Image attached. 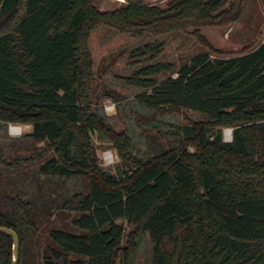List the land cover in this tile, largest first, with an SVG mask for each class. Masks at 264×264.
<instances>
[{
  "label": "trees",
  "instance_id": "16d2710c",
  "mask_svg": "<svg viewBox=\"0 0 264 264\" xmlns=\"http://www.w3.org/2000/svg\"><path fill=\"white\" fill-rule=\"evenodd\" d=\"M228 1L130 0L101 12L92 0H0V130L31 123L28 137L57 152L39 166L40 176L89 179L86 193L57 198L2 188L0 225L20 237L19 264H117L146 233L152 264H264V42L235 57L200 53L176 77L174 65L163 63L135 73L132 81L144 88L140 106L159 114L150 125L163 111L207 118L173 131L169 148L151 145L148 155L133 156V114L125 120L129 133L118 134L91 105L93 28L158 36L224 25L239 19L244 3ZM166 71V79H154ZM224 127L233 128L231 142ZM96 133L131 165L122 176L100 167ZM5 157L0 147V165ZM59 209L75 214L72 230L58 225ZM124 222L133 226L126 246ZM12 250V237L0 232V264H12Z\"/></svg>",
  "mask_w": 264,
  "mask_h": 264
},
{
  "label": "rangeland",
  "instance_id": "374dc122",
  "mask_svg": "<svg viewBox=\"0 0 264 264\" xmlns=\"http://www.w3.org/2000/svg\"><path fill=\"white\" fill-rule=\"evenodd\" d=\"M129 1L92 0L101 12L123 7ZM167 1L169 0H146L148 4L158 5H166ZM231 1H228L227 7ZM196 31L199 32L198 35ZM262 42H264V0H244L239 19L232 23L190 27L158 36L149 34L133 36L112 26L98 25L92 29L89 37V50L93 63L92 108L95 111L103 109L106 122L118 134L129 133L125 120L126 116L133 114L134 123H130L136 133L133 141L135 144L133 156L148 155L151 145L169 148L177 138L172 134L173 131H179L182 125L203 121L207 118L201 113L185 109L163 111L162 118L155 121L158 126L150 125L152 117H158L159 114L157 116L152 110L140 106L137 97L144 91V88L132 81L135 73L147 65L163 63L174 65L175 68L171 73L176 77V71L185 64H190L192 58L200 53H209L212 60L218 57H235L254 50ZM146 45L149 46L148 53L139 54V51ZM169 74L166 71L154 76V79L160 82ZM147 93H151V90ZM109 104H114L116 111L107 113L105 109ZM15 125L23 126L22 134L13 136L10 134V126ZM31 129V123L9 122L0 130V147L4 149L6 156L5 162L0 165V198L3 196L2 188L13 194L25 187L23 189L25 198L31 196V190L32 196L36 193H45V195L53 194L56 198L60 194L86 193L89 187V179L86 177L72 176L52 180V178L40 176L39 166L50 157L57 155V152L55 147H50L48 142L37 143L28 137ZM226 129H232L233 132L232 127H224L223 133ZM223 139L231 142L224 135ZM93 144L99 165L103 170L120 177L125 169H130L131 165L118 153L108 137L96 133L93 135ZM188 149L190 152L195 150L193 146H189ZM106 151H111L114 155V161L111 163H106L104 160ZM51 189L59 193H54ZM57 212L61 219L58 225L72 230L74 228L72 218L75 214L63 209ZM132 229L133 226L125 223L124 246L127 244V235ZM153 248L154 243L151 241L150 234L146 233L140 238L135 253L126 261L121 257L117 264H152ZM33 252L36 258L35 248ZM30 256L33 258L32 255Z\"/></svg>",
  "mask_w": 264,
  "mask_h": 264
},
{
  "label": "water",
  "instance_id": "95a60500",
  "mask_svg": "<svg viewBox=\"0 0 264 264\" xmlns=\"http://www.w3.org/2000/svg\"><path fill=\"white\" fill-rule=\"evenodd\" d=\"M155 127L158 123L154 122ZM0 232L10 235L13 239V250H12V264H19L20 261V237L18 233L11 227L0 225Z\"/></svg>",
  "mask_w": 264,
  "mask_h": 264
},
{
  "label": "built area",
  "instance_id": "2783aa9c",
  "mask_svg": "<svg viewBox=\"0 0 264 264\" xmlns=\"http://www.w3.org/2000/svg\"><path fill=\"white\" fill-rule=\"evenodd\" d=\"M21 131H22L21 126H18V125L10 126V133L18 134ZM224 136H225V138H228L229 141H232V138H233L232 129H226L225 132H224ZM104 160L106 161V163H111L112 161H114V155H113V153L111 151H106L104 153Z\"/></svg>",
  "mask_w": 264,
  "mask_h": 264
},
{
  "label": "flooded vegetation",
  "instance_id": "af4514ba",
  "mask_svg": "<svg viewBox=\"0 0 264 264\" xmlns=\"http://www.w3.org/2000/svg\"><path fill=\"white\" fill-rule=\"evenodd\" d=\"M111 105H112V106H111ZM110 106H111V107H110ZM115 108H116V106H115L114 104H109V105H106V109H105V111H106L107 113H113L114 111H116ZM111 109H112L113 111H112ZM153 123H154V122H153ZM21 128H22V131H21L20 133H18V134L10 133V134H11L12 136H13V135H20V134H22V133H23V126H21ZM32 129H33V125H32ZM32 129H31V130H32ZM31 132H32V131H31ZM31 132H30V133H31ZM30 133H28V134H30ZM14 154H15V153H14Z\"/></svg>",
  "mask_w": 264,
  "mask_h": 264
},
{
  "label": "bare ground",
  "instance_id": "6f19581e",
  "mask_svg": "<svg viewBox=\"0 0 264 264\" xmlns=\"http://www.w3.org/2000/svg\"><path fill=\"white\" fill-rule=\"evenodd\" d=\"M112 110V109H111Z\"/></svg>",
  "mask_w": 264,
  "mask_h": 264
}]
</instances>
